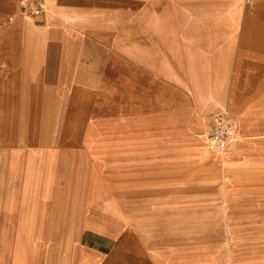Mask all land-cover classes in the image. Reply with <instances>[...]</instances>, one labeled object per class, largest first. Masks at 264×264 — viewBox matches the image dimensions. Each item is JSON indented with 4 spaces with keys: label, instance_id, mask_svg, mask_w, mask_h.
Instances as JSON below:
<instances>
[{
    "label": "crops",
    "instance_id": "0c3cea01",
    "mask_svg": "<svg viewBox=\"0 0 264 264\" xmlns=\"http://www.w3.org/2000/svg\"><path fill=\"white\" fill-rule=\"evenodd\" d=\"M25 1L0 0V264H42L28 236L72 203L84 264H201L208 162L228 195L264 188V0H41L36 17ZM220 112L237 141L215 157ZM156 202L194 206L122 225L116 204Z\"/></svg>",
    "mask_w": 264,
    "mask_h": 264
},
{
    "label": "rangeland",
    "instance_id": "374dc122",
    "mask_svg": "<svg viewBox=\"0 0 264 264\" xmlns=\"http://www.w3.org/2000/svg\"><path fill=\"white\" fill-rule=\"evenodd\" d=\"M28 2L42 5L41 0ZM36 5L32 6L27 3L24 13L33 17L38 16L35 14ZM208 163L211 165L216 163L218 167L217 201L215 199L212 202L203 201L201 204L196 203L195 206H201L202 209L217 208L218 212H214L210 218L203 216L201 219L202 231L198 236L201 239V259L194 262L201 264H264V188L251 187L246 195H228L225 187V172L223 167L221 168L220 160L217 158V160H211ZM125 189L127 188L123 187L122 190ZM227 199L233 201H227ZM84 205L87 204H58L57 220L51 221L53 226H56L57 233L28 236L32 251H27L26 257L31 255L32 259L40 260L42 264H84L85 261L91 260L92 254L79 243L80 224L90 220L84 221L77 218ZM95 205L97 204L90 203L87 209L93 208ZM117 205L118 208H121L122 225L127 226L130 225V220L125 216L135 211L147 213L194 206L193 203L187 202L181 204L173 202L122 203ZM113 206L115 204L106 203L108 209ZM115 213L112 212V214ZM45 220L43 219V226L46 225ZM161 222L162 219L148 218L139 219L137 224L158 227L161 226ZM210 225L211 228L208 227ZM43 230L45 229L43 228Z\"/></svg>",
    "mask_w": 264,
    "mask_h": 264
},
{
    "label": "built area",
    "instance_id": "2783aa9c",
    "mask_svg": "<svg viewBox=\"0 0 264 264\" xmlns=\"http://www.w3.org/2000/svg\"><path fill=\"white\" fill-rule=\"evenodd\" d=\"M25 1L26 4L36 5L33 2ZM43 7L41 4L36 5V15L42 13ZM237 141V127L234 117L229 112H220L214 115L211 119L209 128L207 148L212 154H224L228 148Z\"/></svg>",
    "mask_w": 264,
    "mask_h": 264
}]
</instances>
